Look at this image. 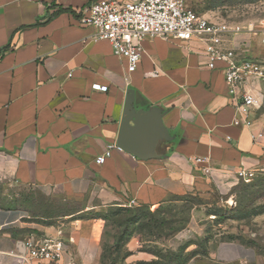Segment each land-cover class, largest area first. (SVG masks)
<instances>
[{
    "label": "crops",
    "instance_id": "obj_1",
    "mask_svg": "<svg viewBox=\"0 0 264 264\" xmlns=\"http://www.w3.org/2000/svg\"><path fill=\"white\" fill-rule=\"evenodd\" d=\"M90 1L0 0V184L16 197L39 189L82 204L51 217L0 206V264H19L24 239L58 231L70 243L56 264H91L103 221L83 214L227 189L240 170L264 168V82L250 83L260 106L244 116L228 94L222 62L210 69L200 45L158 36L142 41L137 68L128 72L107 40H92L93 30L80 25L77 9ZM247 50L264 62V53ZM130 91L134 108L155 112L167 132L160 158L142 160L117 145ZM255 220V246L210 239L183 264H264V213ZM152 260L133 251L124 263Z\"/></svg>",
    "mask_w": 264,
    "mask_h": 264
},
{
    "label": "rangeland",
    "instance_id": "obj_2",
    "mask_svg": "<svg viewBox=\"0 0 264 264\" xmlns=\"http://www.w3.org/2000/svg\"><path fill=\"white\" fill-rule=\"evenodd\" d=\"M192 7L209 20L240 28L234 37H242L237 43L244 52L255 49L264 53V0H194ZM11 204L27 208L29 215L38 217L65 215L82 205L46 196L39 189L16 197L0 184V206ZM262 213L264 172L249 181L238 178L227 189L217 187L206 194L173 195L159 205L109 208L83 216L103 221L100 247L91 264H126V257L133 251L152 255L157 264H180L204 251L210 239H238L247 246H255V218ZM193 227L195 232L189 231Z\"/></svg>",
    "mask_w": 264,
    "mask_h": 264
},
{
    "label": "built area",
    "instance_id": "obj_3",
    "mask_svg": "<svg viewBox=\"0 0 264 264\" xmlns=\"http://www.w3.org/2000/svg\"><path fill=\"white\" fill-rule=\"evenodd\" d=\"M187 0H91L77 9L79 23L93 30L92 40H107L113 54L127 61V71L138 65L142 41L146 37H162L188 41L200 45L210 69L221 70L238 112L247 116L260 106V99L250 87L252 81L264 82V64L235 45L234 34L240 28H231L223 22L213 21L198 13ZM93 89L106 90V86L93 84ZM251 125V120L245 121ZM260 136V134H259ZM110 151L97 156L102 164ZM203 161L204 158H196ZM208 172V170H206ZM264 168L240 170L238 177L249 181ZM130 204H134L131 200ZM58 231L56 236L28 237L21 242L23 253H17L19 264H56L69 254V241ZM69 264H74L68 259Z\"/></svg>",
    "mask_w": 264,
    "mask_h": 264
},
{
    "label": "water",
    "instance_id": "obj_4",
    "mask_svg": "<svg viewBox=\"0 0 264 264\" xmlns=\"http://www.w3.org/2000/svg\"><path fill=\"white\" fill-rule=\"evenodd\" d=\"M133 98L130 91L117 145L142 160L160 158L157 145L167 137V132L155 112L135 109Z\"/></svg>",
    "mask_w": 264,
    "mask_h": 264
},
{
    "label": "trees",
    "instance_id": "obj_5",
    "mask_svg": "<svg viewBox=\"0 0 264 264\" xmlns=\"http://www.w3.org/2000/svg\"><path fill=\"white\" fill-rule=\"evenodd\" d=\"M178 196V195H177ZM123 209H129V208H134V207H122ZM186 261H184V262H182V263H180V264H183V263H185Z\"/></svg>",
    "mask_w": 264,
    "mask_h": 264
}]
</instances>
